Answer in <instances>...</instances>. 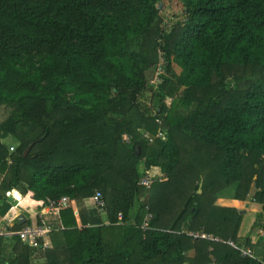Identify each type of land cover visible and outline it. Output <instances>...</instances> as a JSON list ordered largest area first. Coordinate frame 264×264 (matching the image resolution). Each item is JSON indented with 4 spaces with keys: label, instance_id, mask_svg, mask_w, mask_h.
I'll return each mask as SVG.
<instances>
[{
    "label": "trees",
    "instance_id": "obj_1",
    "mask_svg": "<svg viewBox=\"0 0 264 264\" xmlns=\"http://www.w3.org/2000/svg\"><path fill=\"white\" fill-rule=\"evenodd\" d=\"M161 1L0 0V138L17 142H0V208L14 190L37 217L67 197L80 222L61 210L45 250L0 238V264H264V239L255 251L240 212L215 205L225 191L258 204L264 231V0H180L158 29ZM159 128L148 145L140 131ZM143 167L165 180L145 191ZM96 191L106 223L83 207Z\"/></svg>",
    "mask_w": 264,
    "mask_h": 264
},
{
    "label": "built area",
    "instance_id": "obj_2",
    "mask_svg": "<svg viewBox=\"0 0 264 264\" xmlns=\"http://www.w3.org/2000/svg\"><path fill=\"white\" fill-rule=\"evenodd\" d=\"M158 125L161 124L159 119L156 120ZM142 137L147 141L148 145L154 143V141L159 140L164 142L166 140V132L162 129H157L155 134H150L146 130L140 131ZM123 142L128 144L129 138L128 136H123ZM13 151V148L11 149ZM11 161L8 160V164ZM165 180V176L161 173L159 168L150 167V168H142L141 178L139 180V186L143 188L145 191H149L153 184L157 182H162ZM12 192V191H11ZM91 200L96 208V210L103 211L104 210V200L100 192H95L91 197ZM142 201V200H141ZM71 201L67 197H62L59 200H48L46 201L43 209L45 213L58 215L59 212L63 209H66L70 206ZM147 209V206H146ZM152 218V214L147 211L144 215L142 224L140 228L142 231H146L149 228V222ZM118 223H122V215H117ZM53 230L50 224L45 221H41V223H33L29 226H25L20 231L12 232L9 227L1 226L0 227V238H5L10 240L13 236H17L21 244L31 248V249H48L50 247L49 242V234ZM261 233V232H260ZM189 235L194 239H202L207 241H213L218 243H225L226 245L236 249L240 255L244 258L254 259V253L249 247H245L243 245H238L231 240H222L218 237H214L210 234L204 233L202 231L192 232Z\"/></svg>",
    "mask_w": 264,
    "mask_h": 264
},
{
    "label": "crops",
    "instance_id": "obj_3",
    "mask_svg": "<svg viewBox=\"0 0 264 264\" xmlns=\"http://www.w3.org/2000/svg\"><path fill=\"white\" fill-rule=\"evenodd\" d=\"M159 170H160V168H159ZM7 195L9 196V198L7 197V199H8L7 203L5 204V206L3 205L0 208V227L1 226H7L9 228H12L16 223H19L18 221L20 218H23L22 224L27 223L26 226H29L35 222L38 223V217L41 218V221L43 220V221L47 222L48 224H50L51 227L53 228V230L57 229L59 227L60 222H59L58 215L45 213L44 209H42L38 213V217H37V210L34 208L35 205H33L31 203L28 195L22 196L20 193H18L15 190L7 193ZM216 199H217L215 201L216 206L223 207V208L236 209L237 211L242 213L241 215L244 214V211H241V209H240L242 206V201L233 199L228 191L223 192ZM244 206L246 209H248V211L246 213H247V215L249 214V217L252 220L251 225L249 226V231H250V229H252L251 230L252 232L250 233L251 236L249 235L251 237V242L252 241L256 242V241H258V239H260V240L264 239V231L256 230L253 227L255 220H256V215L260 211V206L258 204L251 203L249 201L245 202ZM70 207L73 209V211L76 215L78 225H80V222L78 219V214H77V207L73 201H71ZM83 207H85L86 211H88L89 213L90 212L91 213L97 212L91 198L84 200ZM7 211H9V212L6 213ZM252 217H253V219H252ZM241 227H242V225L240 226V229H241ZM244 229H246V227ZM244 231L245 230H242L240 232V230H239V232H238L239 238L242 239V238H245L248 236L247 235L248 233L246 231L245 232ZM256 231H257V234H256ZM254 232H255V234H254Z\"/></svg>",
    "mask_w": 264,
    "mask_h": 264
},
{
    "label": "rangeland",
    "instance_id": "obj_4",
    "mask_svg": "<svg viewBox=\"0 0 264 264\" xmlns=\"http://www.w3.org/2000/svg\"><path fill=\"white\" fill-rule=\"evenodd\" d=\"M181 9H182V6H181L180 0H162L160 5H159V8H158L159 20H158V23H156V28L162 29L163 27H170L171 24L175 23L178 20H181V18H182V15H181L182 10ZM156 71L154 72V76H156V74H155ZM154 79H155V77H154ZM156 83H157L156 79L154 80V82L150 83V86L154 90L156 89ZM149 100H151V93L150 92L146 93L145 98H143V101H146V103L149 102ZM5 118H6V112L0 108V122L3 121ZM124 136H127V135H124ZM0 142L3 143L4 145L8 146L10 151H12L11 150L12 148L15 149L17 146V142L13 138H10V137L0 138ZM6 197L9 198L8 195ZM247 201H248V199L242 201V206L240 208L241 211H244V214L242 215V220H241V224H240V226L242 225V227H241V229L239 227V230H240V232L242 230H245L248 233L247 235L251 236L250 233L252 232L251 231L252 229H250V231H249V226L251 225L252 220L250 219L249 214L247 215V213H246L248 211V209H246L244 206L245 202H247ZM34 208L36 209V206ZM39 210H40V208H39ZM8 212L9 211H7L6 213H8ZM97 213L99 215H101L100 218L102 219L103 222L106 223L104 211L97 210ZM252 219H253V217H252ZM245 227H246V229H244ZM254 234H255V232H254ZM256 234H257V231H256ZM250 239H251V237H250ZM260 242H261L260 239H258V241H256V242L252 241V243H253L252 247L254 248L255 251H256V249H255L256 245H258V243H260ZM9 250H10V248H5V250H4L5 256H8L7 253L9 252ZM255 255H256V252H255ZM43 263H44V258L41 254H36L31 260V264H43Z\"/></svg>",
    "mask_w": 264,
    "mask_h": 264
},
{
    "label": "water",
    "instance_id": "obj_5",
    "mask_svg": "<svg viewBox=\"0 0 264 264\" xmlns=\"http://www.w3.org/2000/svg\"><path fill=\"white\" fill-rule=\"evenodd\" d=\"M28 150H29V148L26 149L24 155L28 152ZM198 193H200V190L198 191ZM240 214H242V213H240ZM18 222H19V224H22V222H23V218H20Z\"/></svg>",
    "mask_w": 264,
    "mask_h": 264
}]
</instances>
